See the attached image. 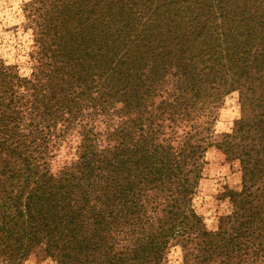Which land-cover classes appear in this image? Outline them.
I'll use <instances>...</instances> for the list:
<instances>
[{
  "label": "trees",
  "instance_id": "obj_1",
  "mask_svg": "<svg viewBox=\"0 0 264 264\" xmlns=\"http://www.w3.org/2000/svg\"><path fill=\"white\" fill-rule=\"evenodd\" d=\"M38 3L31 77L0 65V264H124L114 244L132 241L128 264H160L170 244L184 264H264V0ZM159 91L167 120L189 127L177 146L144 118ZM234 92L240 116L216 134ZM85 120L76 160L53 172ZM211 149L240 182L215 231L192 206Z\"/></svg>",
  "mask_w": 264,
  "mask_h": 264
},
{
  "label": "rangeland",
  "instance_id": "obj_2",
  "mask_svg": "<svg viewBox=\"0 0 264 264\" xmlns=\"http://www.w3.org/2000/svg\"><path fill=\"white\" fill-rule=\"evenodd\" d=\"M38 1L39 0H0V65L13 67L14 72L18 76L27 79L31 77L33 69L37 65V57L35 56V35L33 34L35 29L31 21L33 19L36 20L33 14L40 8L39 6H41ZM36 15L38 16V12ZM158 93L159 96L157 98L148 100V115H144V118H148V130L149 132L151 131V124H153L152 130L153 133H155L154 137L157 138L162 145L165 144L164 140L168 139L171 145L177 146V140H181L182 133L189 129V127H184L185 125L188 126L186 123L187 121L185 120L182 125L180 124V127L174 128L175 125L167 120L169 117L168 113H164V105L161 104L165 94L162 91ZM116 107L123 108V105L118 103ZM88 112L89 111L86 110L83 114H88ZM121 114L120 112H116L113 115L111 123L113 122L116 125L118 122L117 116ZM239 116L238 94L234 92L224 99L219 109L217 120L213 122L212 128L215 130L216 134L228 133ZM192 122L193 121H190L189 124H192ZM77 123L74 126H70L66 135V140L61 142L60 146H57L53 151L54 157L50 160L53 172L60 169L64 163L68 164L76 160V148L80 145L82 135L87 129V127H85L86 120L81 121L79 124ZM95 124L96 127L94 131H104L105 125L101 122H95ZM173 132H176V134L174 135ZM206 158L209 162V167L205 172L206 174L198 183L195 196L192 200V206L197 214L203 218L207 229L215 231L217 229L219 217L230 211L229 204L223 199V193L226 187L238 188L240 182L239 174L227 171V167L224 165L223 160H220L222 158H219L214 150H209L206 154ZM150 214L148 208L146 212L147 218L151 217ZM148 221V219H140V222L146 223L147 225L149 223L151 226L153 224V226L157 228V223ZM132 228L133 227L129 229L132 230ZM139 230L141 229H137L139 235L135 236L140 237L141 231ZM126 231H128V229H123V232ZM118 238L119 240L124 238V233H120L119 236H116L115 240ZM137 245L136 241L135 243L132 241L130 244H114V246H116L115 251L117 252L122 251L123 247L125 251L126 248L127 260H125L124 264H128V260L132 259L134 254L133 250ZM185 254H187V251H184L183 248L178 245L174 246V244H170L168 249L163 252L160 264H184L186 260L184 259ZM137 256L140 255L138 254ZM24 264H54V262L48 257L38 255L30 256ZM154 264H156V262Z\"/></svg>",
  "mask_w": 264,
  "mask_h": 264
}]
</instances>
